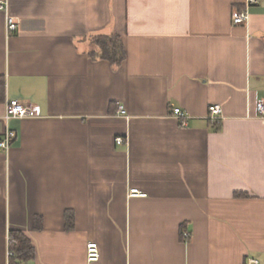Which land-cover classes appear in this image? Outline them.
<instances>
[{
	"label": "crops",
	"instance_id": "1",
	"mask_svg": "<svg viewBox=\"0 0 264 264\" xmlns=\"http://www.w3.org/2000/svg\"><path fill=\"white\" fill-rule=\"evenodd\" d=\"M244 8L245 0H10V32L0 10V136L7 99L41 109L9 119L16 136L0 151V264L12 228L36 247L22 264H264V118L255 112L264 0L235 23ZM95 33L121 36V64L89 54ZM211 104L222 109L218 129ZM89 241L100 249L92 262Z\"/></svg>",
	"mask_w": 264,
	"mask_h": 264
},
{
	"label": "built area",
	"instance_id": "2",
	"mask_svg": "<svg viewBox=\"0 0 264 264\" xmlns=\"http://www.w3.org/2000/svg\"><path fill=\"white\" fill-rule=\"evenodd\" d=\"M262 0H245V8L237 11L233 15V20L235 23H242L248 18V7L251 5L259 4ZM9 2L10 0H0V10L5 12L6 18V28L7 31H14L17 29L18 21L15 16L9 13ZM118 113L125 114L124 107L122 105L117 106ZM255 112L258 116L264 118V100H258L255 104ZM41 114V109L36 104L25 103L18 99H7L5 103V114L4 119L6 125L3 133L0 136V151L8 152L13 139L16 136V131L9 127L8 121L14 117H30L37 116ZM173 114L177 116L181 122L184 124L186 115L185 112L180 107L173 108ZM222 114L221 106L218 104H211L209 106V115L214 122L219 120V116ZM117 143L124 142V138L118 136L116 138ZM131 195H145L144 192L137 190V188H132L130 191ZM190 236L188 231H184V237L187 239ZM8 257L12 254L10 245L8 248ZM86 254L88 261H96L100 256L99 245L95 241H89L86 245ZM245 264H259V260L255 257H250L247 259Z\"/></svg>",
	"mask_w": 264,
	"mask_h": 264
},
{
	"label": "trees",
	"instance_id": "3",
	"mask_svg": "<svg viewBox=\"0 0 264 264\" xmlns=\"http://www.w3.org/2000/svg\"><path fill=\"white\" fill-rule=\"evenodd\" d=\"M92 49L89 54L93 57H100L112 65H119L126 56V51L121 39L117 33H95L91 35ZM5 101V77L0 75V102ZM218 129L220 123L214 122ZM238 194V192H237ZM73 226V215L66 214L65 227L70 229ZM34 228H42V218L37 216L34 220ZM181 236L184 237V229L181 228ZM9 243L12 254L9 256L8 264H22L31 259L36 254V247L28 233L22 229L12 228L9 230Z\"/></svg>",
	"mask_w": 264,
	"mask_h": 264
}]
</instances>
